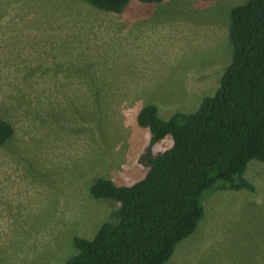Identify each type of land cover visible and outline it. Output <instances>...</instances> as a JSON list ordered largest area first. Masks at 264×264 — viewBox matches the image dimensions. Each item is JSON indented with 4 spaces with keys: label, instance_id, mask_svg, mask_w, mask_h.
I'll return each instance as SVG.
<instances>
[{
    "label": "rangeland",
    "instance_id": "374dc122",
    "mask_svg": "<svg viewBox=\"0 0 264 264\" xmlns=\"http://www.w3.org/2000/svg\"><path fill=\"white\" fill-rule=\"evenodd\" d=\"M245 1L131 0L116 14L84 0H0V117L14 127L0 147V264H62L73 236L112 220L118 205L90 185L132 184L145 157L171 146L149 143L141 107L166 119L214 95L232 61L230 12ZM244 176L254 189L209 191L164 264H264V161Z\"/></svg>",
    "mask_w": 264,
    "mask_h": 264
},
{
    "label": "trees",
    "instance_id": "16d2710c",
    "mask_svg": "<svg viewBox=\"0 0 264 264\" xmlns=\"http://www.w3.org/2000/svg\"><path fill=\"white\" fill-rule=\"evenodd\" d=\"M84 1L118 14L131 0ZM228 38L232 61L195 111L163 119L154 104L138 110L149 143L170 136L172 144L145 157L148 171L132 184L94 180L91 196L118 207L91 238L72 237L76 253L62 264H164L196 229L209 191L254 189L244 173L249 161H264V0L231 9ZM13 135V125L0 117V147Z\"/></svg>",
    "mask_w": 264,
    "mask_h": 264
},
{
    "label": "crops",
    "instance_id": "0c3cea01",
    "mask_svg": "<svg viewBox=\"0 0 264 264\" xmlns=\"http://www.w3.org/2000/svg\"><path fill=\"white\" fill-rule=\"evenodd\" d=\"M143 32H144V31H142L141 34L138 33L137 36H132V37H131V39H132L133 41L136 42V47L139 46V44L137 43V41H138V40L141 41ZM227 34H228V33H227ZM136 47L132 46V49H134V48H136ZM133 52L136 53V49H134ZM123 78H124V77H119V76H117V75H114V76L111 75L110 80H111L112 83H115L116 81H122ZM215 80H216V79H215ZM219 82H220V81H219ZM219 82H217L218 85H220ZM199 85H202V86H203V85H210V84H209V83L207 82V80H206L205 82H200Z\"/></svg>",
    "mask_w": 264,
    "mask_h": 264
}]
</instances>
